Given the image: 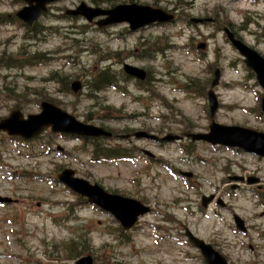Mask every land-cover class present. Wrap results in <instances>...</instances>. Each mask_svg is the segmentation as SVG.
<instances>
[{
  "label": "rangeland",
  "instance_id": "374dc122",
  "mask_svg": "<svg viewBox=\"0 0 264 264\" xmlns=\"http://www.w3.org/2000/svg\"><path fill=\"white\" fill-rule=\"evenodd\" d=\"M81 1L102 8L130 2L60 0L27 28L13 15L23 2L0 0V54L6 56L0 60V117L13 108L34 114L41 100H52L79 120L119 134L203 132L210 123L205 92L219 68L213 119L264 131L262 90L222 29L231 26L264 56V0H132L177 14L173 23L137 31L121 23L101 31L79 18H58ZM51 18L56 21L47 22ZM190 18L209 21L191 25ZM69 22H85V31L71 33L79 30L67 28ZM47 24L52 27L45 30ZM34 30L40 33L30 38ZM157 39L165 42L156 46ZM200 43L205 46L196 48ZM108 55L113 69L126 62L148 70L153 79L142 89L119 77L120 89L105 87L89 97L91 73ZM59 78L68 85L79 79L82 89L63 94ZM103 105L111 111L108 117H102ZM128 141L110 143L133 147L132 159L95 162L90 142L48 131L32 141L0 133V196L11 198L0 203V264H73L79 249L68 246L81 240L94 264H204L185 228L211 243L229 264H264V158L201 141ZM64 167L107 191L140 200L149 212L124 233L108 212L56 179ZM250 177L259 179V188L246 182ZM210 195L213 201L203 207L201 197ZM233 214L245 222L244 233Z\"/></svg>",
  "mask_w": 264,
  "mask_h": 264
},
{
  "label": "water",
  "instance_id": "95a60500",
  "mask_svg": "<svg viewBox=\"0 0 264 264\" xmlns=\"http://www.w3.org/2000/svg\"><path fill=\"white\" fill-rule=\"evenodd\" d=\"M28 5L21 8L16 15L23 19L26 23H32L45 10V4L55 0H24ZM67 14L83 15L86 19L91 20L97 15H107L99 24H110L115 22L126 21L129 23L131 30L137 29L154 22L170 21L173 16L165 13L161 9L152 8L146 5H139L136 3L119 4L110 9H101L98 7H89L84 2H81L75 9H69ZM226 36L230 43L244 56V63L247 68L255 73V78L263 89L261 97L260 109L264 115V58L259 55L254 49L247 46L239 39H236L229 29H225ZM124 70L134 77L143 80L146 73L143 69L131 66L129 64L123 65ZM219 80V70L214 71V78L211 82V87L215 86ZM80 88L78 81L73 82L72 89L77 91ZM209 101L210 115L213 116L217 108L216 95L212 89L207 92ZM48 126H51L52 131L67 132L74 135L83 136H110V132L105 131L101 127L86 124L77 120L74 116L68 114L66 111L56 107L49 102L41 103V112L37 114L27 115L14 109L7 117L0 119V130L6 131L10 135H19L23 138L30 139L40 134ZM136 137H146L155 139L154 135H149L145 132H136ZM187 137L192 140H204L212 144H220L229 147H237L244 151L253 152L260 156H264V132L254 129L241 127L237 125H220L213 120L209 125V132L207 133H188ZM180 138L177 135H166L162 140H175ZM58 179L72 190L87 197L89 203L99 206L103 210L109 211L117 220H119L123 229L131 228L139 215L144 214L149 210V207L143 205L140 201L106 192L97 183H89L83 178L74 176V170L64 168L58 174ZM257 179H248V182H256ZM212 199V196H203L202 205L206 204ZM6 198H1L0 201H6ZM236 226L245 231L243 220L234 215ZM187 236L200 249L204 256L206 264H227L226 260L220 255L210 244L205 243L202 239L192 235L188 230ZM75 264H93L89 255L80 257Z\"/></svg>",
  "mask_w": 264,
  "mask_h": 264
},
{
  "label": "trees",
  "instance_id": "16d2710c",
  "mask_svg": "<svg viewBox=\"0 0 264 264\" xmlns=\"http://www.w3.org/2000/svg\"><path fill=\"white\" fill-rule=\"evenodd\" d=\"M101 1V0H99ZM105 1L106 4H110L112 3L111 0H102ZM101 1V2H102ZM132 1V0H130ZM71 25V24H70ZM75 27L81 29L82 31H84L82 26L76 25ZM165 42V40L163 39H157L156 41V46H159L160 44H163ZM5 54L1 53L0 54V60H2ZM35 56V54H34ZM109 58V55L103 59L105 60H109L107 59ZM32 61V59H31ZM103 61V62H104ZM11 65L17 67L20 64H12ZM103 66V67H102ZM119 69H113L108 63L98 66L93 73H91V75L93 76V78H91L90 81L87 82V95L91 98L96 97V93H98V91H100L102 88H105L107 86L110 85H114L118 82V78H123L124 74L120 71ZM53 75V74H52ZM61 76V75H59ZM63 77V76H61ZM151 78V75H148V80ZM153 79V78H152ZM60 83L64 86L63 89L61 90L63 94H68V92H70L69 87H68V83L65 82L66 79L65 78H59ZM103 111L102 117H108V113H110L111 111H109V107L106 105L102 106ZM84 141H89L90 145H91V154L92 157L94 159L97 160H109V159H115L116 157H119L120 155H125L126 157H129L128 155H130L131 153V148L129 149H123L120 150L118 148H113V147H108L103 141H101L100 139H85ZM81 242V244H80ZM79 249V254L83 251H88V247L83 245L82 240L81 241H71L70 245L68 246V249H70L71 251L73 249Z\"/></svg>",
  "mask_w": 264,
  "mask_h": 264
}]
</instances>
